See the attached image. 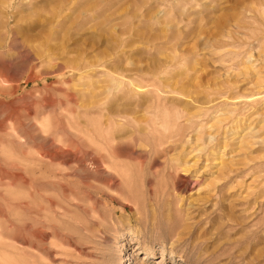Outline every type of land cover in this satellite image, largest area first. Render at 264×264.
Wrapping results in <instances>:
<instances>
[{"label": "rangeland", "instance_id": "obj_1", "mask_svg": "<svg viewBox=\"0 0 264 264\" xmlns=\"http://www.w3.org/2000/svg\"><path fill=\"white\" fill-rule=\"evenodd\" d=\"M0 264H264V0H0Z\"/></svg>", "mask_w": 264, "mask_h": 264}, {"label": "bare ground", "instance_id": "obj_2", "mask_svg": "<svg viewBox=\"0 0 264 264\" xmlns=\"http://www.w3.org/2000/svg\"><path fill=\"white\" fill-rule=\"evenodd\" d=\"M71 157V156H70ZM64 160V159H63ZM66 160V159H65ZM67 163V162H66ZM180 239H178L177 241L179 242ZM128 257V256H127ZM128 260V259H127Z\"/></svg>", "mask_w": 264, "mask_h": 264}]
</instances>
